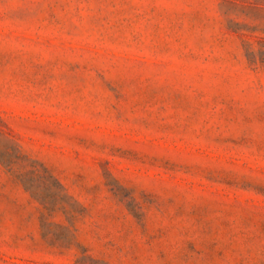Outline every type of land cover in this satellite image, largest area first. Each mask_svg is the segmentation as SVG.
<instances>
[{
	"label": "rangeland",
	"instance_id": "1",
	"mask_svg": "<svg viewBox=\"0 0 264 264\" xmlns=\"http://www.w3.org/2000/svg\"><path fill=\"white\" fill-rule=\"evenodd\" d=\"M0 264H264V0H0Z\"/></svg>",
	"mask_w": 264,
	"mask_h": 264
}]
</instances>
